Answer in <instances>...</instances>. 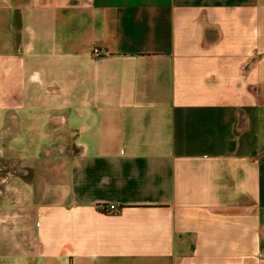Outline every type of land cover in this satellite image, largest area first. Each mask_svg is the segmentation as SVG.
I'll return each instance as SVG.
<instances>
[{
  "label": "crops",
  "instance_id": "1",
  "mask_svg": "<svg viewBox=\"0 0 264 264\" xmlns=\"http://www.w3.org/2000/svg\"><path fill=\"white\" fill-rule=\"evenodd\" d=\"M0 264H264V0H0Z\"/></svg>",
  "mask_w": 264,
  "mask_h": 264
},
{
  "label": "built area",
  "instance_id": "2",
  "mask_svg": "<svg viewBox=\"0 0 264 264\" xmlns=\"http://www.w3.org/2000/svg\"><path fill=\"white\" fill-rule=\"evenodd\" d=\"M95 53L99 54L100 53L99 49H95ZM117 211H118V208L116 206L108 207V213H117Z\"/></svg>",
  "mask_w": 264,
  "mask_h": 264
},
{
  "label": "trees",
  "instance_id": "3",
  "mask_svg": "<svg viewBox=\"0 0 264 264\" xmlns=\"http://www.w3.org/2000/svg\"><path fill=\"white\" fill-rule=\"evenodd\" d=\"M104 208V211L106 212V213H108V207L106 206V207H103ZM120 210H121V207H118V211H117V213L118 212H120ZM110 214V213H109Z\"/></svg>",
  "mask_w": 264,
  "mask_h": 264
},
{
  "label": "water",
  "instance_id": "4",
  "mask_svg": "<svg viewBox=\"0 0 264 264\" xmlns=\"http://www.w3.org/2000/svg\"><path fill=\"white\" fill-rule=\"evenodd\" d=\"M51 148H52V147H50L49 149H47V151L50 150Z\"/></svg>",
  "mask_w": 264,
  "mask_h": 264
}]
</instances>
